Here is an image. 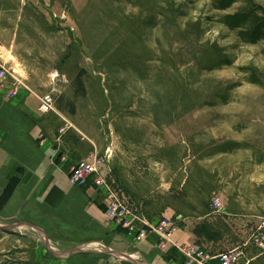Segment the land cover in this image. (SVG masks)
I'll return each instance as SVG.
<instances>
[{"label": "rangeland", "instance_id": "obj_1", "mask_svg": "<svg viewBox=\"0 0 264 264\" xmlns=\"http://www.w3.org/2000/svg\"><path fill=\"white\" fill-rule=\"evenodd\" d=\"M0 63L1 100L40 122L72 185L97 156L134 232L168 220L181 246L264 264V0H0ZM2 226L0 264H184L156 234L136 238L143 259L79 257Z\"/></svg>", "mask_w": 264, "mask_h": 264}, {"label": "crops", "instance_id": "obj_2", "mask_svg": "<svg viewBox=\"0 0 264 264\" xmlns=\"http://www.w3.org/2000/svg\"><path fill=\"white\" fill-rule=\"evenodd\" d=\"M39 123L20 117L18 105L0 98V190L15 183L0 206L2 227L24 230L30 239L41 235L58 245H75L79 257L138 253L136 242L107 217L97 192L69 182V167L55 162L52 142L40 135ZM67 255L62 261L72 256Z\"/></svg>", "mask_w": 264, "mask_h": 264}, {"label": "built area", "instance_id": "obj_3", "mask_svg": "<svg viewBox=\"0 0 264 264\" xmlns=\"http://www.w3.org/2000/svg\"><path fill=\"white\" fill-rule=\"evenodd\" d=\"M9 73L6 67L0 63V84L5 81ZM55 110V99L51 94H46L40 99L39 112L41 114H49ZM100 159L97 156H93L90 159H83L74 165L72 173V183H77L78 185L84 186L89 190L91 186L97 188L98 196L106 201L107 214L111 219L117 221L119 226L128 228L127 235L133 241L142 240L146 235L156 234L162 239L166 240L172 244L176 250L184 256V264H191L194 261L199 262V264H230L233 262V257L230 254H211L205 249L198 246H181L172 239V229L170 227V222L167 220L165 222H158L156 224L149 223L145 218H140L135 215V221L141 225V229L133 231L132 221H128L125 213L132 215L131 209L127 206V202L122 200L118 195L117 191L109 184L107 178L101 173L100 169ZM217 203V202H216ZM219 203H217L218 205ZM136 228L133 225V228ZM133 231V232H132Z\"/></svg>", "mask_w": 264, "mask_h": 264}]
</instances>
